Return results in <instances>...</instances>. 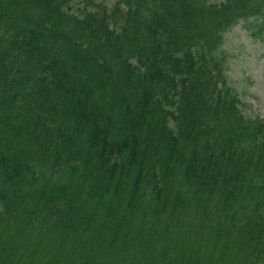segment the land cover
<instances>
[{
    "label": "trees",
    "instance_id": "trees-1",
    "mask_svg": "<svg viewBox=\"0 0 264 264\" xmlns=\"http://www.w3.org/2000/svg\"><path fill=\"white\" fill-rule=\"evenodd\" d=\"M257 15L264 40V0H0V264L263 260L264 119L217 54Z\"/></svg>",
    "mask_w": 264,
    "mask_h": 264
},
{
    "label": "rangeland",
    "instance_id": "rangeland-1",
    "mask_svg": "<svg viewBox=\"0 0 264 264\" xmlns=\"http://www.w3.org/2000/svg\"><path fill=\"white\" fill-rule=\"evenodd\" d=\"M104 1L110 4L113 0ZM261 23L256 17L240 20L223 34L224 43L217 52L219 60L226 59L223 63L226 78L238 93L240 108L252 118H264V40ZM191 243L185 237L168 242L169 248L173 249L168 255L170 264H184L190 253L184 248ZM204 256L198 255L200 260ZM234 263L242 264L241 257L234 259Z\"/></svg>",
    "mask_w": 264,
    "mask_h": 264
}]
</instances>
